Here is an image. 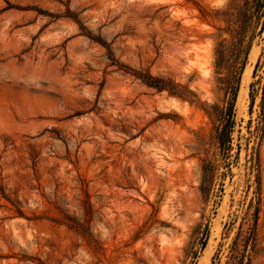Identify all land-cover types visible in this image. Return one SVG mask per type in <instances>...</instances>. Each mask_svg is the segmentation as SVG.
Instances as JSON below:
<instances>
[{"label":"rangeland","instance_id":"1","mask_svg":"<svg viewBox=\"0 0 264 264\" xmlns=\"http://www.w3.org/2000/svg\"><path fill=\"white\" fill-rule=\"evenodd\" d=\"M251 3L0 0V264L224 262L254 219L264 264Z\"/></svg>","mask_w":264,"mask_h":264},{"label":"trees","instance_id":"2","mask_svg":"<svg viewBox=\"0 0 264 264\" xmlns=\"http://www.w3.org/2000/svg\"><path fill=\"white\" fill-rule=\"evenodd\" d=\"M253 9L256 12V17L261 18V28L264 26V0H252ZM247 16L246 11L243 17ZM142 80L149 86L155 87L157 90L166 89L165 81L158 77L145 76ZM227 116L223 120V124L218 133V139L221 146L225 147L231 140V128L233 126L232 119V108L230 107ZM257 212V209L256 211ZM257 213H255L256 215ZM257 245V233H256V219L244 230H238L233 241L229 245V253L227 259L221 262L217 252L212 257L210 264H250L251 263V252L255 251Z\"/></svg>","mask_w":264,"mask_h":264}]
</instances>
